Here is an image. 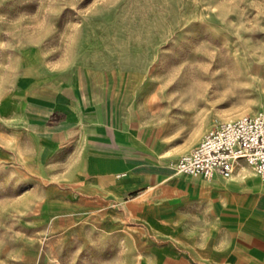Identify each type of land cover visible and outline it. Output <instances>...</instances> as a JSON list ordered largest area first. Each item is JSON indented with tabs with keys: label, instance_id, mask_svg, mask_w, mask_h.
Masks as SVG:
<instances>
[{
	"label": "rangeland",
	"instance_id": "rangeland-1",
	"mask_svg": "<svg viewBox=\"0 0 264 264\" xmlns=\"http://www.w3.org/2000/svg\"><path fill=\"white\" fill-rule=\"evenodd\" d=\"M76 68L90 82L93 72H108L114 129L124 130L132 100L134 118L150 127V147L159 136L157 157L172 163L214 123L264 112V0H0V264L110 260L99 250L63 247L48 227L44 186L76 163L75 145L48 171L15 103L21 74ZM52 94L24 92L36 128L45 106L65 99ZM189 178L174 174L164 183L188 194ZM135 212L153 218L147 202Z\"/></svg>",
	"mask_w": 264,
	"mask_h": 264
},
{
	"label": "crops",
	"instance_id": "crops-1",
	"mask_svg": "<svg viewBox=\"0 0 264 264\" xmlns=\"http://www.w3.org/2000/svg\"><path fill=\"white\" fill-rule=\"evenodd\" d=\"M91 76L92 82L80 68L32 71L21 74L16 86L15 103L37 142V160L50 171L48 162L75 145L76 163L44 186L45 217L62 246L102 251L111 256L103 264H138L139 256L143 264H264V180L240 160L227 178L188 174V194L164 183L187 174L176 172L174 163L189 149L172 163L159 159L163 140L157 136L156 150L150 147V127L134 118L132 100L124 130L117 132L108 72ZM27 90L64 95L45 106L40 128L26 113ZM143 202L153 218L135 212Z\"/></svg>",
	"mask_w": 264,
	"mask_h": 264
},
{
	"label": "built area",
	"instance_id": "built-area-1",
	"mask_svg": "<svg viewBox=\"0 0 264 264\" xmlns=\"http://www.w3.org/2000/svg\"><path fill=\"white\" fill-rule=\"evenodd\" d=\"M240 160L264 180V112L246 113L214 123L174 163L177 171L229 177Z\"/></svg>",
	"mask_w": 264,
	"mask_h": 264
},
{
	"label": "bare ground",
	"instance_id": "bare-ground-1",
	"mask_svg": "<svg viewBox=\"0 0 264 264\" xmlns=\"http://www.w3.org/2000/svg\"><path fill=\"white\" fill-rule=\"evenodd\" d=\"M111 93V92H110ZM127 93V92H126ZM128 94V93H127ZM128 96V95H127ZM117 101V100H116ZM127 101V100H126ZM8 104V103H7ZM123 104H125L124 102H123ZM125 107V106H124ZM126 111V110H125ZM118 112V111H117ZM125 114V113H124ZM118 116V115H117ZM107 118V117H106ZM176 172H178V173H182V174H186V173H184V172H180V171H177L176 170ZM186 175H188V174H186ZM195 175H197V176H201L200 174H195Z\"/></svg>",
	"mask_w": 264,
	"mask_h": 264
},
{
	"label": "trees",
	"instance_id": "trees-1",
	"mask_svg": "<svg viewBox=\"0 0 264 264\" xmlns=\"http://www.w3.org/2000/svg\"><path fill=\"white\" fill-rule=\"evenodd\" d=\"M53 115V114H52ZM52 117V116H51Z\"/></svg>",
	"mask_w": 264,
	"mask_h": 264
}]
</instances>
